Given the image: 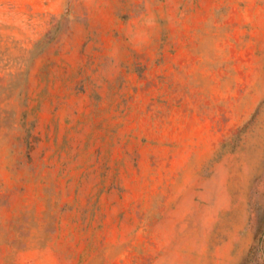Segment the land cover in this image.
<instances>
[{
  "label": "rangeland",
  "instance_id": "374dc122",
  "mask_svg": "<svg viewBox=\"0 0 264 264\" xmlns=\"http://www.w3.org/2000/svg\"><path fill=\"white\" fill-rule=\"evenodd\" d=\"M0 264H264V0H0Z\"/></svg>",
  "mask_w": 264,
  "mask_h": 264
}]
</instances>
